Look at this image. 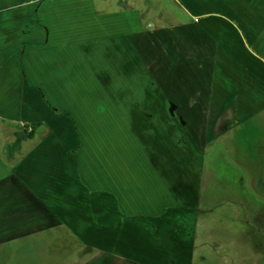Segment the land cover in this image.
I'll return each mask as SVG.
<instances>
[{
	"label": "crops",
	"instance_id": "0c3cea01",
	"mask_svg": "<svg viewBox=\"0 0 264 264\" xmlns=\"http://www.w3.org/2000/svg\"><path fill=\"white\" fill-rule=\"evenodd\" d=\"M180 1L192 22L152 30L150 25L142 29L138 13L133 15V8L128 5H124L126 13L119 18L105 20L98 12L101 10L95 0H0V121L11 123L0 138V147L5 145L3 151L10 153L9 159L0 161V181L3 182L0 187L8 188L16 181L20 194L17 201L14 200L19 203L16 210L3 211L0 218L13 215L12 221L19 223L17 215L20 212L29 215L37 212L35 217H45L32 222L27 216H21L28 219L21 223H30L39 229L62 226V230L68 231V240L77 242L75 251L79 259L75 261L72 257L58 264H191L189 256L193 253L196 237L193 220H196L199 200L197 169L201 167L197 149L192 145L203 144L207 138L205 132L195 137V142H189V152L183 135L184 144L181 140L179 144L185 148L175 157L177 165L170 159L171 139H166L168 135L149 137L147 141L136 138V143L147 154L149 169L144 166L146 173L140 176L139 165L128 164L135 175L130 177V182L128 176L127 180L122 176L120 182L116 174L108 178L100 174L106 175V162L100 163L95 172L89 160L92 154L96 157V150L91 153L90 148L100 143L102 132L107 135V131L104 132L107 124H103L101 134L89 140L86 147L76 131L74 117L83 123L87 117L75 104H69L70 108L65 109L56 106L64 88L69 87L77 75L83 79L90 77L88 68L93 59L86 62L78 58L76 50L73 51V47H83L84 51L79 52L83 51L87 59L93 50V56H115L118 58L116 63L122 61L123 68L129 66L131 69H136L138 64L149 67L150 63L156 62V57H169L170 63L180 64L177 95L194 90L195 96H199L196 108L200 106V110L210 111L212 97L202 93V86L211 84L203 85L201 73L209 63L214 68L219 59L216 51L219 32L200 24L207 17L221 19L229 26L228 20L238 21L241 26H236L238 34H235L258 67L257 73H250L248 79L257 80L262 88L258 91H264V0H241L237 5L239 10L233 7L231 11L219 7L217 2L224 0H176L177 3ZM243 6L244 9H240ZM89 11L91 22L95 19L93 30L84 26ZM66 15L70 16L69 21L63 19ZM81 15L82 24H74L75 17ZM222 15H228V18ZM77 21L81 20L77 18ZM233 25L236 24H232L231 29H235ZM76 27L86 33L78 44L73 36H79V33L72 36ZM96 29L101 34L96 33ZM105 29L107 31L102 34ZM207 32L213 33L214 38ZM79 39L82 40L83 35ZM103 40L106 44L100 45ZM87 46L89 52H85ZM130 51L135 55L131 56L132 60L140 63H130ZM113 64L123 73V68ZM182 64H185L184 68ZM188 66L197 71L193 78ZM133 74L140 72L136 69ZM169 80H175L174 76ZM230 96L236 100L233 94ZM83 107L86 111V105ZM105 121L120 132L125 126L133 128L116 118ZM87 122L84 123L87 127L94 126L90 125L91 121ZM228 122L219 125L225 126ZM219 125H214L213 134ZM32 128L34 135L41 128V141L31 151L16 154L24 139L34 137L27 138L24 132ZM12 129L14 132L9 131ZM124 137L127 139L128 135ZM109 154L113 157V152ZM139 159L145 163V157L140 158V154ZM7 160L13 161L8 163ZM158 167L166 170L163 176L166 186H153V191L147 190L142 180L149 185L154 168ZM189 172L196 173L189 175ZM2 229L5 231L6 227L2 226ZM22 229L25 235L32 231L30 227L27 231L25 227Z\"/></svg>",
	"mask_w": 264,
	"mask_h": 264
},
{
	"label": "rangeland",
	"instance_id": "374dc122",
	"mask_svg": "<svg viewBox=\"0 0 264 264\" xmlns=\"http://www.w3.org/2000/svg\"><path fill=\"white\" fill-rule=\"evenodd\" d=\"M95 1L97 8L101 10L96 11L100 13V16H105V20L119 18L125 14L124 5L132 7L133 15L136 13L139 15L142 29H146L148 25L154 30L156 27L165 28L180 22H192L179 4L182 1L178 3L176 0ZM241 2V0H224L217 3L220 8L224 7L225 10L231 11L233 7L239 10L237 5ZM240 9H244V6ZM90 15V11L85 15L84 26L93 30L96 27L95 19L91 22ZM222 17L227 19L228 15H222ZM77 18L81 21H77ZM63 19L69 21L70 16L66 15ZM75 20L74 24L81 25L83 16H77ZM228 21L231 26L213 17H207L200 23L205 24L210 31L219 32V39L217 38L219 44L216 50L219 59L214 68L210 67L209 63L206 70L201 73L203 85L211 84V86H202V93L212 97L209 103L210 111L200 110V106L196 108L195 104L199 96H195L194 90L177 95L179 90H177L176 80L180 75V64L170 63L169 57H156V62L149 64L150 69L147 64H138L135 67L140 74L137 75L133 74L136 71L134 67L123 68L124 62L116 63L118 58L115 56L105 54L99 58V56H93L94 52L91 50L88 55L90 57L87 59L84 56L83 47L74 49L73 46V51L76 50L78 58L86 62L93 59L88 68L90 77L83 79L80 74L77 75L69 87L64 88L59 102H56V106L62 109L70 108L69 104H75L79 112L87 117L84 123L87 124L88 120L91 121L90 125H94L87 127L83 120L78 121L74 117L76 131L85 141L86 147L89 140L92 141L101 134L103 124H107L104 129L107 135H103L102 132L100 143L90 148L91 153L96 150L94 152L96 157L92 154V157L88 159L96 169L95 172L98 171L97 166L100 163L106 162V175L100 174L107 178L116 174L120 177V182H122V176L126 180L128 176L130 182V177L135 175L133 168H128V164L137 163L140 176L146 173L143 170L144 166L145 169H149L147 154L136 143V138L147 141L149 137L168 135L166 139H171L170 159L177 165L175 157L182 154L185 148L184 145L179 144L183 135L188 149V146L191 147L189 142H195V137L205 132L207 138L204 143L192 145L193 149H197L201 167L197 169L199 200L196 203L198 205L195 210L196 220H193L196 237L193 253L189 256L191 264H264V91H258L262 88L257 80L248 79L250 73L254 75L257 73L258 67L252 58L248 57L235 34V32L238 34L236 26L241 25L236 20ZM232 24H236L233 25L235 29H231ZM70 28L74 29L72 26ZM77 28L79 27L72 31V36L79 33V36H73L75 44L82 42L86 35ZM106 31L107 29L103 30L102 34ZM96 33L101 34L97 29ZM207 33L214 38L213 33ZM81 35H83L82 40L79 39ZM105 42L103 40L101 44L98 43L105 45ZM79 50L83 51L79 52ZM89 50L87 46L85 52ZM131 56L135 57L130 51L131 64L140 63L133 61ZM100 59H102L101 62ZM113 63L123 68V73L118 71ZM182 66L184 68L185 64ZM188 69L193 75L192 78L197 75L195 69L189 66ZM172 75L175 80L170 81L169 77ZM194 84L200 86V83ZM231 94L236 97V100L230 96ZM85 105L87 108L83 111ZM198 105H202V102H198ZM75 113L78 115V112ZM115 118L121 120L124 125H132L133 128L125 126L120 132L116 130V126L110 127L111 124L108 125L105 121ZM226 121L229 122L222 126ZM8 123L0 121V138L4 130L11 125L10 122ZM215 124H218L220 128L217 126L216 133L213 134ZM9 131L14 132V129ZM18 133L21 132L18 131ZM41 133L42 130L39 128L33 138L24 139L20 143V148L16 149L18 152L16 154L31 151L41 141ZM124 135H128V138L125 139ZM3 148L5 145L0 147L1 162L10 158V153L7 150L4 152ZM126 148L124 153L123 149ZM6 149L9 150V148ZM111 152L113 157L109 154ZM139 154L140 158L145 157V163L139 159ZM104 157L107 159L105 160ZM12 161L6 162L12 163ZM197 170L193 168V171ZM153 172L149 185L145 179L142 180L146 189L153 191V186L165 187L163 179L165 168H154ZM2 184L3 182L0 181V186ZM8 186L5 189L0 187L2 189L0 214L6 210L14 208L16 210V206L19 205L15 202L20 197L19 185L13 181ZM29 214L20 212L17 215L19 223L12 221L11 218L15 217L13 215L0 218V264H58L72 257L78 261L79 256H76L75 251L77 242L75 239L68 240V231L62 230L60 225L52 229H39L30 223L23 225L21 221L28 219L21 216H27L32 222L43 217V215L35 217L37 212ZM2 226L9 228V232L6 233V229L3 231ZM23 226L25 231L30 227L32 230L30 234H24Z\"/></svg>",
	"mask_w": 264,
	"mask_h": 264
},
{
	"label": "trees",
	"instance_id": "16d2710c",
	"mask_svg": "<svg viewBox=\"0 0 264 264\" xmlns=\"http://www.w3.org/2000/svg\"><path fill=\"white\" fill-rule=\"evenodd\" d=\"M34 131H35V129H33V128L30 129V130H27V129L24 130L25 135H26L27 138L32 137L34 135Z\"/></svg>",
	"mask_w": 264,
	"mask_h": 264
}]
</instances>
